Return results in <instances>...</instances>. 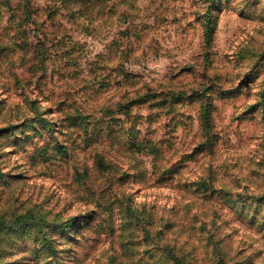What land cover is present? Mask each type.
Returning a JSON list of instances; mask_svg holds the SVG:
<instances>
[{
    "label": "rangeland",
    "instance_id": "374dc122",
    "mask_svg": "<svg viewBox=\"0 0 264 264\" xmlns=\"http://www.w3.org/2000/svg\"><path fill=\"white\" fill-rule=\"evenodd\" d=\"M8 3L0 0V264H169L125 203L151 227L166 223L165 239L191 264L215 263L207 230L222 238L225 264H264L253 199L240 208L236 196L208 200L195 188L202 178L231 195L264 194V0H106L90 16L76 0ZM142 94L150 99L130 115L104 116ZM206 102L208 139L198 121ZM135 123L160 141L157 157L110 141L124 144ZM204 210L219 215L217 229L177 235Z\"/></svg>",
    "mask_w": 264,
    "mask_h": 264
},
{
    "label": "trees",
    "instance_id": "16d2710c",
    "mask_svg": "<svg viewBox=\"0 0 264 264\" xmlns=\"http://www.w3.org/2000/svg\"><path fill=\"white\" fill-rule=\"evenodd\" d=\"M99 1H102V3H104L106 0H76V3L78 5V8L81 9L82 12H84L83 14H88L87 16H90L92 8H94L98 4H101L99 3ZM225 1H228V0H225ZM5 5L7 6L9 5L8 0H7V4ZM101 5H103V9L108 7V5H104V4H101ZM24 10L26 11V13L18 15L20 18L24 17L26 19V21L23 22V24L26 22L28 23L32 22V18H31L32 11L30 10V7L24 8ZM0 12H1V9H0ZM25 26L26 25H24V28ZM202 27H203L202 32H203L204 39L206 42L209 43L210 39L212 38V33L214 31V24H213L210 14H207L203 17ZM173 94H175V96ZM168 96H169V100H170V97L183 98L181 96V92L179 91L175 93L171 92L168 94ZM149 99H150L149 95L147 96V94H142L132 100L130 99V101L128 100L125 102H118L114 105H107L103 107L104 116H107V114L108 115L124 114L125 116L130 115V113H132L134 104L142 105ZM212 106H213L212 102L203 103L200 106V109L198 111V121H199L200 133L204 138H207V139L210 136L209 134H210V131L212 129V124H213ZM263 118H264V115H263ZM139 128L140 127L137 126L135 123L133 127L131 126L128 129L127 137L126 139L124 138V140L126 141L124 143L125 145L123 143H119V141H113V136L110 141L115 142L120 148L130 151L132 153L137 152V153L152 155L154 158L157 157L161 152L160 141L151 137L149 132H144L141 128L140 129ZM209 151H211V149ZM96 162L99 168L105 166V159L101 156L97 157ZM195 185H196L195 187L196 189L202 190L203 192H205V194L209 192L207 194L208 197H210L208 200H212L213 198H216L218 194L221 195V197L227 198L228 200L231 197L236 196L234 198H231V200L232 202L236 203L237 202L236 198L241 199L243 202L240 203L239 205L240 208L242 206L246 207L245 202L247 198H251L254 201L253 203H250L248 207L253 204H257L258 206V204L264 202V194L248 195L246 197L242 193L237 192V193H232L231 195L230 194L231 192H229L228 188L214 187L206 179H202V178L197 180L195 182ZM257 206L253 207V211L249 213L250 216L253 214L257 215V213H263V217H264V210L260 209V207H257ZM122 208L126 212V214L129 215V218H130L129 220L131 222L133 223L135 222L139 224V227L144 232V236L148 238L152 237L156 240L155 242L156 248L158 251L161 252L162 256H164L165 261H167L169 264H191L189 263V261H187V259H185L186 257L182 255L183 250L178 248L177 243L174 242L173 239L169 241L165 239V234L167 231L165 228L168 227L166 223H163L162 227H151L147 225L146 219H144V217H142L138 213V210L136 208L131 207L129 203H125L124 205H122ZM212 209L214 208L212 207ZM200 215H202L201 218H200ZM193 216L195 217V219L192 222H189L187 225L185 224L180 225L179 233H177V235L183 234L184 231H187L190 234L193 231V229L194 230L198 229L199 232H202V229L203 228L206 229L208 224H210V226L211 225L215 226L214 229H217V227H219V224L215 222V217L219 216L217 215L215 210L214 211L211 210V213L210 212L208 213L206 210H204L203 213H196ZM203 216H206L207 219H202ZM201 225L203 226V228ZM206 239L212 244L211 252L217 256L214 264H225L223 248L221 246L222 238L217 236V233L215 230H212V232L207 230Z\"/></svg>",
    "mask_w": 264,
    "mask_h": 264
}]
</instances>
